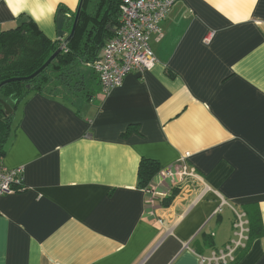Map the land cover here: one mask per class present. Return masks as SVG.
<instances>
[{
  "label": "crops",
  "instance_id": "obj_1",
  "mask_svg": "<svg viewBox=\"0 0 264 264\" xmlns=\"http://www.w3.org/2000/svg\"><path fill=\"white\" fill-rule=\"evenodd\" d=\"M78 2L0 0V31L32 20L64 39ZM160 26L150 69L107 93L94 75L88 99L35 93L18 106L1 161L23 167L26 188L0 196V264H206L247 204L263 233L232 264H264V0H176ZM182 157L201 181L166 177ZM143 159L165 194L153 203Z\"/></svg>",
  "mask_w": 264,
  "mask_h": 264
},
{
  "label": "trees",
  "instance_id": "obj_2",
  "mask_svg": "<svg viewBox=\"0 0 264 264\" xmlns=\"http://www.w3.org/2000/svg\"><path fill=\"white\" fill-rule=\"evenodd\" d=\"M119 2L120 0H82L74 35L63 47L62 38H49L32 20L22 21L15 27L0 31V81L31 74L61 46L52 62L33 78L13 80L0 86V161L7 152L16 109L32 94L60 95L66 99L75 96L89 98L96 76L89 65L98 58L105 40L113 35L119 22ZM64 11V28L69 33L76 11ZM86 68L90 70L88 76ZM4 102L12 107V111L7 114L4 113ZM157 171L156 161L143 159L139 164L138 184L143 188L150 186L149 182ZM21 184V190L25 189L24 182ZM243 209L247 217L250 242L263 233L261 215L256 205H243ZM203 244L212 246L209 234L203 235ZM242 253L237 251L235 260L229 264L234 263Z\"/></svg>",
  "mask_w": 264,
  "mask_h": 264
},
{
  "label": "built area",
  "instance_id": "obj_3",
  "mask_svg": "<svg viewBox=\"0 0 264 264\" xmlns=\"http://www.w3.org/2000/svg\"><path fill=\"white\" fill-rule=\"evenodd\" d=\"M175 1L120 0L119 22L113 35L105 40L98 58L89 65L98 78L102 92L107 93L113 87L121 85L128 73H142L154 66L157 57L150 46V37L152 34L161 35L160 23ZM211 34L210 31L204 36L205 42L210 40ZM61 46H64L63 39ZM166 177L177 184L187 179L201 181L194 167L188 165L183 157L167 169ZM22 182V166L7 167L0 161V196L21 190ZM144 189L148 193L149 203H153L156 197L165 195L149 186ZM233 210V227L237 237L221 249L212 251L209 256L199 255L202 263L229 264L235 260L237 250L245 247L248 228L244 224H247V219L244 222L242 219L245 213ZM148 212L157 216L156 220L160 222L161 217L155 208Z\"/></svg>",
  "mask_w": 264,
  "mask_h": 264
},
{
  "label": "water",
  "instance_id": "obj_4",
  "mask_svg": "<svg viewBox=\"0 0 264 264\" xmlns=\"http://www.w3.org/2000/svg\"><path fill=\"white\" fill-rule=\"evenodd\" d=\"M81 6H82V0H79L78 5L75 9L76 13L74 16V20H73V24L72 27L70 29V32L67 34V36L63 39V44L65 45L74 35L75 29H76V25L78 22V18L80 15V10H81ZM61 50V46L58 47L47 59L46 61L39 67L37 68L35 71H33L31 74L26 75V76H14V77H10V78H6L0 81V86L2 84H5L7 82L13 81V80H29L31 78H33L34 76H36L37 74H39L47 65H49L52 60L54 59V57L57 55L58 52H60ZM4 107V113L7 114L9 112L12 111V107H10V105L6 102H4L3 104Z\"/></svg>",
  "mask_w": 264,
  "mask_h": 264
},
{
  "label": "rangeland",
  "instance_id": "obj_5",
  "mask_svg": "<svg viewBox=\"0 0 264 264\" xmlns=\"http://www.w3.org/2000/svg\"><path fill=\"white\" fill-rule=\"evenodd\" d=\"M87 72H89V71H87ZM86 74H88V73H86ZM242 220L245 222V219L244 218ZM244 226L247 229V224H244Z\"/></svg>",
  "mask_w": 264,
  "mask_h": 264
}]
</instances>
